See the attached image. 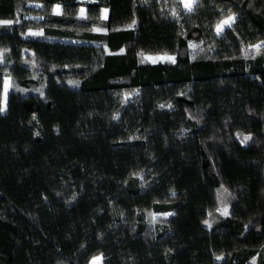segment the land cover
Returning a JSON list of instances; mask_svg holds the SVG:
<instances>
[{
	"label": "trees",
	"instance_id": "trees-1",
	"mask_svg": "<svg viewBox=\"0 0 264 264\" xmlns=\"http://www.w3.org/2000/svg\"><path fill=\"white\" fill-rule=\"evenodd\" d=\"M0 17V264H264V47L242 51L264 0H0Z\"/></svg>",
	"mask_w": 264,
	"mask_h": 264
},
{
	"label": "snow or ice",
	"instance_id": "snow-or-ice-1",
	"mask_svg": "<svg viewBox=\"0 0 264 264\" xmlns=\"http://www.w3.org/2000/svg\"><path fill=\"white\" fill-rule=\"evenodd\" d=\"M145 3L148 2V0H144ZM180 3L182 4L183 8L186 10V12H192L195 10V5L199 3V0H180ZM54 14L56 15H61V7L59 5H57L54 9H53ZM172 15L176 16L177 12L176 10L172 11ZM79 18L81 19H85L87 18L85 15V9L81 8L79 10ZM101 19H107L108 18V9H103L101 12ZM236 16L235 14H228L226 18L220 20L217 24H216V34L219 36L223 33V31L225 30V28H231L233 22L235 21ZM13 23L12 21H0V24H11ZM136 21L133 20L132 21V25H129V27H132L133 25H135ZM95 31H101L102 29H94ZM28 35H33V36H38V35H42V32H29ZM191 47H197V45H190ZM261 47H264V42H261L260 44H256V45H250L249 49L246 50H242L244 51L245 55L247 56L248 51L249 50H255L257 53H259ZM7 49H3L0 50V63L3 62L2 57L4 52H6ZM123 51V50H122ZM143 56V54H142ZM145 60L147 61H151L152 63H156L157 61H162V60H167L170 61L172 63H175V57L173 56H157V57H152V56H143L142 62H144ZM72 83H78V82H72ZM13 86L12 81H11V77H7L4 80V102H0V113H2L5 110V106L4 103L6 102L7 99V95H8V90L9 88H11ZM37 91H40V89H37ZM160 107H164V105H161ZM169 107H171L169 105ZM251 139V136H244L243 139L241 140L242 144L247 143L249 140ZM174 195V193H173ZM217 211H219L222 215L227 216L229 215V209L227 206H224L220 209H217ZM152 217V222H154L156 220V214H150ZM165 216L167 215H171V213H165L163 214ZM211 215V213L209 214ZM205 224H207L209 227H211V224L209 223V221L205 220L204 221ZM217 260H221L223 259L222 256H217L216 257ZM102 260V256H95L93 257L92 261L90 262V264H100Z\"/></svg>",
	"mask_w": 264,
	"mask_h": 264
},
{
	"label": "rangeland",
	"instance_id": "rangeland-1",
	"mask_svg": "<svg viewBox=\"0 0 264 264\" xmlns=\"http://www.w3.org/2000/svg\"><path fill=\"white\" fill-rule=\"evenodd\" d=\"M59 5V3H53L52 5V10L57 6ZM82 7H79V9H81ZM106 7L105 6H102L101 9H100V14L102 12L103 9H105ZM233 14V12H228L227 14H224L222 15L221 17H219L216 22L214 23V31L216 32V24L227 17L228 14ZM0 21H10V18H7V17H0ZM103 29L101 26H93L92 29ZM37 32L38 29H34V28H28L26 29L24 32ZM262 42V40H257V41H254V42H251V43H248L247 44V47L249 48L250 45H256V44H260ZM189 45H197V41L194 40V39H191L189 41ZM196 48V47H195ZM194 47H191V53L192 51L195 49ZM4 48H0V50H3ZM252 52H255V50L253 49ZM152 56V57H157V56H165V55H168V56H173L174 57V52H171V51H139L138 52V59L139 60H142L143 59V56ZM5 57H6V52H4L3 54V57H2V60L4 61L5 60ZM9 77V74L4 71L3 72V86H2V90H1V99H0V102H4V80ZM66 83H68L69 85H76L77 83H73L71 84L72 82H78V78L76 77H70L69 79H65L64 80ZM37 89H40V91L38 92H41V88H35V90ZM224 207V206H222ZM221 207V208H222ZM165 213H168V211H155L153 209H151L150 207H147L144 209V216L145 218L147 219V221L149 222H152V217L150 214H156V220L154 222H157L158 220H160L163 216V214ZM152 222V223H154ZM101 256V253L98 251V252H94L92 253L89 258H88V263L90 264V262L92 261L93 257L95 256ZM101 264V262H100Z\"/></svg>",
	"mask_w": 264,
	"mask_h": 264
}]
</instances>
